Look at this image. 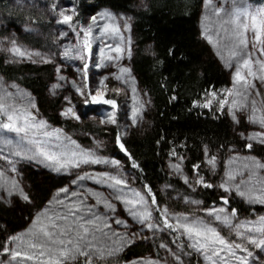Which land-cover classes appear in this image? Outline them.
<instances>
[{
  "label": "snow or ice",
  "instance_id": "obj_1",
  "mask_svg": "<svg viewBox=\"0 0 264 264\" xmlns=\"http://www.w3.org/2000/svg\"><path fill=\"white\" fill-rule=\"evenodd\" d=\"M205 6L210 13L202 22V36L216 48V54L224 61L225 67L232 69V86L220 92L209 90L205 102L200 104L194 101V106L211 109L215 104L216 111L227 110L236 123H239L238 113H245L249 123L259 125L261 129L247 137L249 142L245 147L251 150L252 142L264 145V94L256 84L257 81L264 84V3L257 6L249 3V0H225V3L217 5L214 0H205ZM52 8L57 10L55 4ZM58 14L61 17L58 23L68 25L78 37V42L66 47L61 55L67 59L85 61L81 69L85 76L89 68L87 61L95 55L93 45L97 41H101L102 47L99 48L101 63L96 67H102L104 60L120 59V54L125 51L131 54L130 48L121 47L125 40L118 25L98 23V20L105 19L115 21L116 17L111 12L105 10L92 16L86 26L79 24L75 7L60 9ZM124 28H129L127 21ZM116 38H119L118 43H104L106 39ZM8 43L10 47L6 50L14 58L35 62L33 57H39L41 62H52L51 58L38 51L24 49L15 39L8 40ZM105 49L115 55L106 53ZM120 73L126 74L134 85L130 68L121 67ZM114 78L122 80L124 76L116 75ZM58 79L63 80L64 77L58 76ZM100 85L102 87L95 89L94 93H85L84 87H77L76 90L81 95L90 96L92 103L107 104L117 109L119 105L115 99L104 97L108 92L120 95L122 90L108 89L104 80L100 81ZM9 87L15 91H10ZM58 87L59 84L52 85L53 90ZM132 91H136L135 87ZM143 108L142 103L132 108L133 125L141 118ZM62 115L80 118L72 107L66 108ZM101 122L116 124L115 111ZM123 135L118 134L115 143L131 159ZM100 146L98 143L96 149L81 148L63 129L52 127L40 117L30 93L16 84L6 86L0 77V160L10 166L7 170L0 167V188L9 196L16 195L31 203L20 181L9 175V172H17L16 164L20 159L34 161L56 173L98 164L118 169L119 160L97 154ZM5 148L8 149L7 154H3ZM205 151L207 153V149ZM172 154L175 155V152ZM237 160L241 161L239 165H235ZM216 163L217 157L209 156L207 164L215 169ZM132 167L139 168V165L133 160ZM172 167L177 172L181 171L178 163ZM193 171L196 173L194 183L187 176L183 177L184 183L193 190L196 185L219 187L226 194L235 193L245 198L249 204L264 205V174H261L264 173V162L254 156L233 155L228 160V168L219 185L209 183L200 175L199 164L193 165ZM89 180L111 189V192L105 195L85 187L83 182ZM72 184L76 185V190L69 187L58 189L52 200L33 217L29 228L0 242V257H4L0 259V264H94V261L116 256L135 243L137 234L120 232L113 227H128L127 221L108 214L116 210L113 201L123 204L127 214L143 228L169 233L177 251L166 243H161L159 247L171 254L175 264H184L182 257L192 256L193 253L201 256L204 264H249V257L253 256L250 246L264 249V215L255 219H239L235 208L226 207L230 203L229 195L220 197V206L202 208L198 214L196 211L170 212L167 206L158 203L150 186L144 185L143 190L133 188L128 178L119 171L84 172L78 174ZM184 199L188 204H202L199 200ZM101 207L107 212L101 211ZM131 264L169 262L138 259L131 261Z\"/></svg>",
  "mask_w": 264,
  "mask_h": 264
},
{
  "label": "trees",
  "instance_id": "obj_2",
  "mask_svg": "<svg viewBox=\"0 0 264 264\" xmlns=\"http://www.w3.org/2000/svg\"><path fill=\"white\" fill-rule=\"evenodd\" d=\"M71 1L78 13L79 22L100 7L133 12L137 49L132 59V68L141 86L151 97V108L146 125L139 131L123 135V142L128 153H131V165L133 160L139 165V168H133L137 181L143 186H150L158 202L161 200V183L187 190L176 176L167 171V159L181 156L190 173L193 172V165L199 164L200 173L206 177L208 169L203 163L205 149L225 154L228 147L233 145L247 150V141L234 131L227 110L218 112L215 104L211 109L194 106V101L200 104L205 102L209 90L220 92L230 87L228 71L200 36L199 16L203 0H146L145 5L137 8L134 5L138 0ZM249 1L253 4L264 3V0ZM0 8L7 25L15 27V19L21 15L12 11L6 0H0ZM29 41L40 44L38 39ZM0 74L17 79L29 88L52 122L64 127H81V124L60 115V98L48 95L51 77L49 65L9 63L0 55ZM105 98L113 99L111 95ZM90 101L85 102L86 109L99 104ZM94 128L106 135L114 134L116 137L119 134L118 128L111 131L99 126ZM115 146L121 154L127 156L116 143ZM256 150L258 155L264 157L262 146L256 147ZM26 176L30 185L31 203L16 200L10 205L0 201V242L25 226L32 210L43 204L53 190L64 184L66 178L62 174L32 167L27 168ZM194 192L205 205L220 200L216 188L198 185ZM229 199L228 207L235 208L239 214L255 213L261 209L234 194ZM152 246L153 243L137 241L116 256L94 261V264L123 263L150 251ZM192 257L195 262L194 253Z\"/></svg>",
  "mask_w": 264,
  "mask_h": 264
},
{
  "label": "rangeland",
  "instance_id": "obj_3",
  "mask_svg": "<svg viewBox=\"0 0 264 264\" xmlns=\"http://www.w3.org/2000/svg\"><path fill=\"white\" fill-rule=\"evenodd\" d=\"M7 5L12 9V11L18 13L17 15H21L20 18L16 20V26L13 27L11 25H7L8 22L3 18V10L0 8V55L5 58V60L9 63H33L36 65H49L51 69V77L49 78V86H48V95L51 98H60V109L59 113L61 116L66 119H71L73 122L77 124H81V127H64L62 125L56 124L52 122L44 113L43 109L39 106L38 100L35 94L26 86H24L17 79H10L0 74L2 77L3 83L6 86H10L12 84H16L23 91L30 93L34 98L37 108L39 109L40 117L45 119L49 125L54 128L63 129V132L71 137L72 140L76 141V144L84 149H96L97 144L99 143L101 146L97 151V154L108 158V159H116L120 161V166L118 169H113L111 165L98 164V165H84L81 169H71L68 172L56 173L42 165L37 164L34 161H29L26 159H20L16 164V173L9 172V175L14 176L16 179L20 181L21 186L30 196V185L26 176V170L28 167H32L35 169H45L54 174H62L65 175V182L60 187L53 190L50 197L41 205L36 206L32 213L29 215V218L21 229L15 231L14 233L9 234L15 235L19 232L25 231L30 227L31 221L33 217L38 213L41 209H43L50 200H52L53 196L56 194L58 189L62 187H69L71 190H76V185L72 184V181L76 179L78 174H83L84 172H102V171H119L122 175L126 176L129 180V184L131 187L136 188L138 190H143L144 186L139 184L136 179L133 167L129 161V158L123 154H121L115 145V136L114 134L106 135L105 133L96 130L94 127H101L102 129L112 130L113 128L119 129V134L123 133L124 135L129 134L133 131H139L143 128L148 122V111L151 108V97L147 93V91L141 86L140 82L135 75V72L132 68V59L135 56L137 49V42L135 38V34L133 31V12L131 10H117L110 7H100L96 12L89 15L85 20L79 22L80 25L86 26L91 21V17L94 15H98L99 13L107 10L111 12L113 16L116 17L115 21L103 20L98 23H109L118 25L120 27L121 33L124 36V43H121V47L128 49L130 48V55L125 53L120 54V59L113 61H103L102 67H96V64L101 63V59L99 56V48L102 47L101 41H97L93 48L95 50V55L88 60L89 68L87 71V75L85 76L84 72L81 71L83 68V64L85 61H81L79 59H67L61 53H63L66 47H70L78 42V37L76 34L68 27V25L60 24L58 21L61 17L58 14L60 9H70L74 7L73 2L71 0H6ZM146 0H138L134 5L135 8L139 6L145 5ZM217 5L225 3V0H214ZM249 3H251L249 1ZM55 4L57 6V10L54 11L52 5ZM253 4V3H251ZM259 6L260 4H253ZM210 13V9L205 6V0L202 2L201 13L199 16V32L203 41L208 45L211 52L217 59L225 66L223 60L216 54V48L213 47L203 36H202V22L206 15ZM127 21L129 28H124V22ZM96 29L94 28V32ZM62 33H67V35H62ZM8 38L7 40L3 38ZM15 39L17 43L22 46L24 49L31 50L33 52H40L46 58H51V63L41 62L39 57H33L32 60L27 59H18L14 58L13 55L8 52L6 49L10 47L8 40ZM29 39L40 40V44H36L35 42H30ZM130 40V43L128 41ZM119 42V38L116 39H106L104 43L115 44ZM149 49V46L147 47ZM105 52L108 53V50L105 49ZM113 54L114 53H108ZM57 67L60 68L59 73L57 72ZM126 67L131 69V76L134 78V85L132 81L128 80L126 74L120 73V68ZM228 71L230 78V87L232 86V69L225 67ZM116 75H123L124 79L116 80L114 77ZM58 76H63V80H59ZM107 77L105 80L104 78ZM104 80L108 89L120 88L121 94L116 95L115 93L108 92L105 97L111 95L113 99H115L119 105L117 109H113L111 105L99 103L98 105L92 106L90 109H86L85 102L90 101V96L81 95L77 92V87H84L85 93L93 92L97 88H101L100 81ZM127 81V82H126ZM53 84H59L60 87L55 90L52 89ZM257 89L264 94V84L259 81L256 82ZM135 87L136 91L133 92L132 88ZM10 91H15L9 87ZM68 98L67 100L65 98ZM104 97V98H105ZM107 99V98H105ZM139 103L144 105L142 110L141 118L138 120L136 124L132 123V108L134 106H139ZM68 107H72L75 111L76 115L79 116V119H75L71 116H64L62 113ZM115 111L116 113V124L111 123H102L101 121L107 120L108 116ZM230 121L232 123L234 131L239 135L240 138L247 140V137L256 131H260L259 125L249 123L246 119L245 113H238L239 123H236L231 115L228 113ZM253 148L251 150H243L239 149L235 146H229L225 151V154H222L218 151H205L203 163L204 167L208 169V175L203 176L206 181L212 183L214 185H219L224 177L225 170L228 168V160L233 156H254L261 162H264V157L258 155L256 153V147L264 145L259 144L257 142H252ZM8 149H4L3 154H7ZM216 156L217 163L215 169H213L210 165L207 164V159L209 156ZM181 156L176 155L166 160V169L167 171L176 176L180 182L187 189L186 191L181 189L180 187L173 186L169 183H161L159 185V191L161 193V200H159V204L161 206H167L170 212H192L196 211L199 214V210L206 207L212 206H220L221 200L210 204L205 205L203 202L200 205H192L185 202L184 198H189L192 200L202 201L201 198L195 194V190L190 188L187 184L184 183V176H187L190 182L195 181L196 173L188 172L184 166L183 159H180ZM180 164L181 171L177 172L172 165ZM241 161H235V165H239ZM0 167L5 168L6 170L10 167L6 164L5 161L0 160ZM264 174V173H261ZM84 186L87 188H92L97 191L103 192L105 195H108L111 192V189L106 188L103 185H99L94 183L93 181H84ZM198 185L195 186V189ZM219 191L220 197L223 195H229L223 192L219 187H213ZM236 195L235 193H232ZM229 197H231V195ZM238 196V195H237ZM240 197V196H239ZM242 198V197H241ZM246 201L245 198H242ZM16 200H20L21 202H26L20 199L16 195L9 196L7 192L0 188V201L5 202L7 204H13ZM116 205V210L113 213H108L110 216L114 218H119L127 221V228L123 226L113 225L114 228H117L120 232H129L137 234V241H144L147 243H153L152 249L142 255L132 257L131 259L123 262H108L104 264H131V261L138 259H158V260H167L169 264H175L173 261V257L169 252L165 249L160 248L159 245L161 243L168 244L174 251H177L176 245H173L171 240V236L166 231H150L146 228H143L140 224L135 222L125 211L124 205L119 201H113ZM248 203V202H247ZM258 205L261 209L255 213H238L239 219H255L260 215H264V205L260 204H251ZM227 208L228 205L226 206ZM230 209V208H229ZM101 211L107 212L106 209L101 207ZM250 250L253 252V256L249 257V264H264V249H256L254 246H250ZM186 251V250H185ZM195 254V253H194ZM196 255V261L194 262L192 256L184 255L182 257L184 264H204L203 258ZM111 257V256H108ZM0 259H4V257H0Z\"/></svg>",
  "mask_w": 264,
  "mask_h": 264
}]
</instances>
